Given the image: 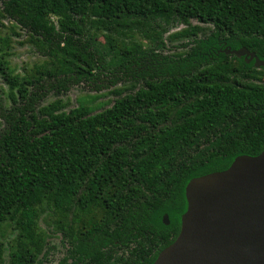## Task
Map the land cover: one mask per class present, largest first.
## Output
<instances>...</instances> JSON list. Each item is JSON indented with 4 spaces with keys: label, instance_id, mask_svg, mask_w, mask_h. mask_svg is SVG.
<instances>
[{
    "label": "trees",
    "instance_id": "trees-1",
    "mask_svg": "<svg viewBox=\"0 0 264 264\" xmlns=\"http://www.w3.org/2000/svg\"><path fill=\"white\" fill-rule=\"evenodd\" d=\"M119 16L153 36L107 61L90 31ZM2 20L46 60L14 74L0 37V238L13 231L0 264H46L52 235L59 264H151L179 233L189 180L264 148V69L216 54L264 60V0H0ZM78 86L116 99L98 113L38 107Z\"/></svg>",
    "mask_w": 264,
    "mask_h": 264
},
{
    "label": "water",
    "instance_id": "water-1",
    "mask_svg": "<svg viewBox=\"0 0 264 264\" xmlns=\"http://www.w3.org/2000/svg\"><path fill=\"white\" fill-rule=\"evenodd\" d=\"M219 52L264 69V60L245 48ZM184 197L179 233L151 264H264V148L192 178ZM162 223L169 225L167 214Z\"/></svg>",
    "mask_w": 264,
    "mask_h": 264
},
{
    "label": "rangeland",
    "instance_id": "rangeland-1",
    "mask_svg": "<svg viewBox=\"0 0 264 264\" xmlns=\"http://www.w3.org/2000/svg\"><path fill=\"white\" fill-rule=\"evenodd\" d=\"M1 22L4 26L0 27V37L7 36L11 40V47L8 51L9 55L6 60L13 73L23 75V68L30 70L35 65H42L46 59L43 58L42 54L37 52L34 47L25 43L23 33L10 25L6 20H2ZM191 24L192 26L198 25L195 21H192ZM167 27L168 32L163 35V40L166 44V48L170 50L171 53H176V49L179 48L182 41H170L167 38L170 34L183 30L186 27L184 25ZM12 28L15 33L12 31ZM152 30L153 26H150V24L143 23L128 16H119L113 21H104L98 29H91L90 34L95 40L97 47L102 52L108 54L107 61H109L111 59H122V57L117 54L120 51V48L123 50L139 49V51L145 48L147 45L145 36L149 34L153 36ZM16 33L19 34V36H17ZM197 38H202V35L199 34ZM258 84L264 87V72H262V80L258 82ZM117 87L120 88L121 85L119 84ZM7 91V86L3 83L0 77V102L2 105L6 104V107H9L10 104L6 97ZM115 99L116 97L114 95L104 90L97 93L90 91L85 88V86H78L72 87L68 92L60 95L55 94V92L49 93L39 103L38 107L46 106L55 101H60L61 104L65 106V112L76 108L80 104H84L90 107L94 113H98L111 107ZM42 226L45 227L43 224ZM12 232V230L7 229L4 238L0 239L8 240L12 238ZM48 243L53 250L48 257V262L46 264H58L64 254L60 239L59 237L52 235L48 239ZM5 258L7 260V257Z\"/></svg>",
    "mask_w": 264,
    "mask_h": 264
},
{
    "label": "flooded vegetation",
    "instance_id": "flooded-vegetation-1",
    "mask_svg": "<svg viewBox=\"0 0 264 264\" xmlns=\"http://www.w3.org/2000/svg\"><path fill=\"white\" fill-rule=\"evenodd\" d=\"M220 50L222 51V50H224V49H218L217 52H216V54L222 53V52H219ZM58 264H59V263H58Z\"/></svg>",
    "mask_w": 264,
    "mask_h": 264
}]
</instances>
